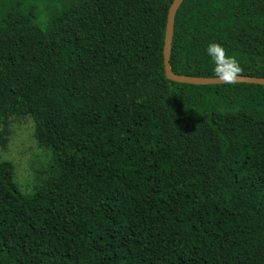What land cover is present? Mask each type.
Wrapping results in <instances>:
<instances>
[{
  "label": "trees",
  "instance_id": "trees-1",
  "mask_svg": "<svg viewBox=\"0 0 264 264\" xmlns=\"http://www.w3.org/2000/svg\"><path fill=\"white\" fill-rule=\"evenodd\" d=\"M172 0H0V150L29 117L51 161H0V264H264V86L170 81ZM218 42L264 78V0H184L173 73Z\"/></svg>",
  "mask_w": 264,
  "mask_h": 264
},
{
  "label": "rangeland",
  "instance_id": "rangeland-1",
  "mask_svg": "<svg viewBox=\"0 0 264 264\" xmlns=\"http://www.w3.org/2000/svg\"><path fill=\"white\" fill-rule=\"evenodd\" d=\"M9 127L11 134L6 149L0 150V161L14 164V178L18 187L23 193H30L49 165L51 155L37 146L31 118L13 117Z\"/></svg>",
  "mask_w": 264,
  "mask_h": 264
},
{
  "label": "water",
  "instance_id": "water-1",
  "mask_svg": "<svg viewBox=\"0 0 264 264\" xmlns=\"http://www.w3.org/2000/svg\"><path fill=\"white\" fill-rule=\"evenodd\" d=\"M184 0H172L166 17V27H165V35H164V44H163V66L165 76L168 80L190 84V85H218V84H226L222 83L215 77L205 78V77H192L186 75H178L172 72L170 67V55H171V43L172 36L174 30V21L177 10ZM236 83H246V84H256L264 86V78L263 77H251V76H240Z\"/></svg>",
  "mask_w": 264,
  "mask_h": 264
},
{
  "label": "clouds",
  "instance_id": "clouds-1",
  "mask_svg": "<svg viewBox=\"0 0 264 264\" xmlns=\"http://www.w3.org/2000/svg\"><path fill=\"white\" fill-rule=\"evenodd\" d=\"M206 54L213 61V74L216 79L226 84L237 82L243 69L235 55H229L221 43L212 42L206 47Z\"/></svg>",
  "mask_w": 264,
  "mask_h": 264
}]
</instances>
